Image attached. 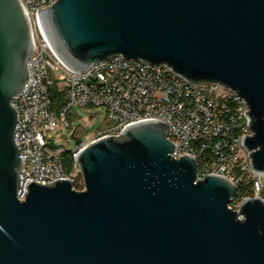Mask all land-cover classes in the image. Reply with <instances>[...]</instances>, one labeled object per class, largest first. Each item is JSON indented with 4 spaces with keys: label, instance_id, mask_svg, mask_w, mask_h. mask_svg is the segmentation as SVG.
Listing matches in <instances>:
<instances>
[{
    "label": "water",
    "instance_id": "1",
    "mask_svg": "<svg viewBox=\"0 0 264 264\" xmlns=\"http://www.w3.org/2000/svg\"><path fill=\"white\" fill-rule=\"evenodd\" d=\"M44 36L73 72L122 55L220 82L247 102L244 145L264 174V0H58L39 11ZM34 46L21 0H0V264H264V200L229 208L237 187L170 154L169 126L143 121L89 142L71 180L30 182L13 100ZM81 140H76V145Z\"/></svg>",
    "mask_w": 264,
    "mask_h": 264
},
{
    "label": "built area",
    "instance_id": "2",
    "mask_svg": "<svg viewBox=\"0 0 264 264\" xmlns=\"http://www.w3.org/2000/svg\"><path fill=\"white\" fill-rule=\"evenodd\" d=\"M21 1L34 46L29 82L12 101L18 113L15 141L23 158L21 201L32 181L45 185L71 180L75 189L77 184L84 189L83 178L76 181L82 177L78 153L89 142L120 136L128 126L143 121L169 126V139L175 145L171 157H192L198 180L217 175L236 185L229 208L239 211L246 200L262 199L264 174L255 172L252 151L244 145L246 137L253 136L252 117L240 94L220 82H194L165 64L122 55L100 61L86 72H73L51 48L39 21V11L58 0ZM74 106L105 108L108 125L88 141L79 139L81 143L72 151L63 145L53 148L49 135L60 123L71 126L67 117ZM68 152L74 162L70 173L63 161ZM249 189L252 196L247 194Z\"/></svg>",
    "mask_w": 264,
    "mask_h": 264
},
{
    "label": "rangeland",
    "instance_id": "3",
    "mask_svg": "<svg viewBox=\"0 0 264 264\" xmlns=\"http://www.w3.org/2000/svg\"><path fill=\"white\" fill-rule=\"evenodd\" d=\"M73 114L67 117V121L70 123V127H65L63 123H60L56 130L49 135V140L52 147L65 146L72 151L76 146V136H74V129H78L76 135L83 141H88L96 135V133L102 128L108 125L107 111L102 107H90L81 108L74 106L72 108ZM72 156L71 152H68L64 157V165L66 171L72 172V164L69 161ZM82 177L76 178L79 183ZM264 200V194L261 195Z\"/></svg>",
    "mask_w": 264,
    "mask_h": 264
},
{
    "label": "trees",
    "instance_id": "4",
    "mask_svg": "<svg viewBox=\"0 0 264 264\" xmlns=\"http://www.w3.org/2000/svg\"><path fill=\"white\" fill-rule=\"evenodd\" d=\"M77 132V131H76ZM74 136H76V140H79V139H81V138H79L77 135H76V133L74 134ZM65 156V155H64ZM70 162H71V164H72V169H73V158H72V156L70 157V160H69ZM68 172V171H67ZM76 188L78 189V190H81V189H83V186L82 185H79V184H77L76 185ZM247 194L249 195V196H252L253 195V192H252V190L251 189H249V190H247Z\"/></svg>",
    "mask_w": 264,
    "mask_h": 264
}]
</instances>
